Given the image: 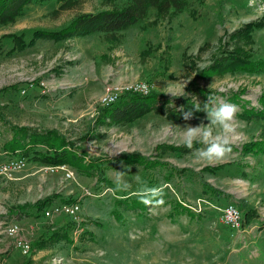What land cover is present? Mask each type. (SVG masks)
Returning a JSON list of instances; mask_svg holds the SVG:
<instances>
[{
	"label": "rangeland",
	"instance_id": "obj_1",
	"mask_svg": "<svg viewBox=\"0 0 264 264\" xmlns=\"http://www.w3.org/2000/svg\"><path fill=\"white\" fill-rule=\"evenodd\" d=\"M71 1L74 5L68 9L53 0L32 3L14 21L0 24V89L14 86L0 91V161L8 156L1 145L10 136L9 125L55 129L85 160H101L114 189L96 185L93 177L67 165L64 168L72 173L68 177L65 169L50 170L24 157V170L12 179L0 177V264H264V116L244 114L245 109L263 106L264 72L205 73L216 57L238 47L253 58L264 56V0H183L180 11L150 10L142 21L109 40L94 33L60 41L37 39L21 47L19 40L26 42L34 29H58L77 13L109 8L119 0ZM259 21L260 28L239 37L245 24ZM137 84L149 85L172 104L190 95L186 89L191 86L209 91L215 102L210 109L223 102L235 104L231 153L209 164L195 155L203 144L183 146L184 127L207 125L206 113L187 121L153 113L121 124L97 121L106 107L105 93L118 94L120 87ZM167 85L183 96L164 93ZM129 91L122 89L117 99ZM122 153L156 157L168 165L143 169L113 160ZM169 165L178 171H168ZM137 175L147 187H163L164 194L142 213L116 205L118 199L136 197L133 193L142 186ZM117 177L129 188L117 189ZM201 181L222 194L215 199L203 191ZM51 193L79 203L77 225L67 216L8 212ZM173 201L186 206L191 217L171 213ZM228 201L240 211L235 230L219 218ZM12 222L19 226L18 239L28 245L25 253L16 238L4 233ZM69 222L74 226L71 241L30 246Z\"/></svg>",
	"mask_w": 264,
	"mask_h": 264
},
{
	"label": "trees",
	"instance_id": "obj_2",
	"mask_svg": "<svg viewBox=\"0 0 264 264\" xmlns=\"http://www.w3.org/2000/svg\"><path fill=\"white\" fill-rule=\"evenodd\" d=\"M45 0H0V24H6L14 21L22 13L25 7L29 4H41ZM56 3H61L62 9L71 8V0H53ZM184 6L183 0H119L115 3H110L109 8L95 10L92 12H82L75 14L65 25L58 29H34L26 42L19 40V44L23 46H31L37 39H50L60 41L67 38L86 36L90 34H102L107 40L112 39L115 34L123 31L130 26L142 21L150 10L156 14H164L170 10L173 12L180 11ZM263 25L261 21L247 23L241 28L239 37L247 38L249 33ZM238 31V32H239ZM13 39V38H12ZM16 40V38H15ZM18 42V40H16ZM247 72L260 73L264 72V56L253 58L249 50L237 49L223 53L216 57L210 65L205 68L206 74L220 75L224 72ZM9 88H14L13 85L2 87L0 91H5ZM191 92L186 97H181L176 104H172V99L161 96L154 91L142 95L135 92H125L119 96L116 101L103 107L97 117L99 122H109L111 124H121L130 122L147 113L160 115L169 120H183L182 111H192L193 116L204 114V104L196 103L193 97L201 99L208 98L209 91H205L196 86H191L186 89ZM233 98H235L233 96ZM262 108L258 111L245 109V115L252 117L264 116V102L261 100ZM195 107H199L201 111H196ZM209 107V106H208ZM210 109V108H209ZM96 121V122H97ZM10 136L5 140L1 148L5 154L13 155L18 153L22 157L29 156L30 160L37 162L43 166H60L67 165L73 168L78 174L86 177H93L96 185L105 184L112 190L113 185L104 175V167L101 165V160L92 158L85 160L81 152H76L74 145L66 140L55 129L38 130L25 125H9ZM36 147H42L43 150H36ZM247 150V149H246ZM114 161L123 164H136L142 166L143 169L166 168L168 165L158 158H149L138 153H122ZM212 167H204L205 170H211ZM204 170V171H205ZM168 171H178L175 167L169 165ZM203 191L212 195H221L222 193L212 188L205 181H201ZM224 196H227L224 194ZM164 197V194L161 198ZM59 198V202H74L71 197L60 198L59 194L51 193L43 198L37 199L33 203H24L17 205L14 210L8 212L10 214H21L24 216H42L43 210L51 205L54 199ZM157 197L150 204L141 203L138 197L128 198V196L116 200V205L121 206L127 211L144 212L149 206L156 203ZM229 202V201H228ZM53 204V203H52ZM171 213H185L191 217V211L184 206L180 201H173ZM113 217L119 220L120 213L112 211ZM73 224L67 223L66 226L55 229L49 234H44L42 237L34 239L30 246L43 247V245L52 244L57 241H71L69 232ZM31 248V247H30Z\"/></svg>",
	"mask_w": 264,
	"mask_h": 264
},
{
	"label": "clouds",
	"instance_id": "obj_3",
	"mask_svg": "<svg viewBox=\"0 0 264 264\" xmlns=\"http://www.w3.org/2000/svg\"><path fill=\"white\" fill-rule=\"evenodd\" d=\"M147 86H145L146 88ZM167 90L164 92L170 94L172 97L183 96V94L175 90L171 85H167ZM185 88V86H184ZM209 104H215L214 99L209 96L204 104L203 111L206 113V119L209 121L207 125L201 122L197 126L187 125L184 127L182 144L188 149H192L194 144L200 143L204 147L198 148L195 155L209 164L221 162L231 153L229 136L234 133V119L238 111L235 104L223 102L216 104L209 109ZM196 111H201L199 107H195ZM182 111L183 119L191 120L193 118L192 111ZM214 129L215 134H214ZM136 181L142 186L139 187L133 194L138 197L141 203L150 204L157 197H162L163 187H147L141 181L139 175L136 176ZM117 189H128L129 184L123 182L120 177H117ZM163 203V200H159Z\"/></svg>",
	"mask_w": 264,
	"mask_h": 264
},
{
	"label": "built area",
	"instance_id": "obj_4",
	"mask_svg": "<svg viewBox=\"0 0 264 264\" xmlns=\"http://www.w3.org/2000/svg\"><path fill=\"white\" fill-rule=\"evenodd\" d=\"M146 85L137 84L131 85L126 88H119L118 94L121 92L122 89L125 91L132 90L133 92H137L139 94L145 95L149 93L150 88L149 85L145 88ZM116 89V88H115ZM118 94H113L111 92L105 93L103 98V105L108 106L109 104L116 101ZM26 163L24 157L19 154L9 155L5 160L0 161V177L3 179H12L14 175L23 169H25ZM65 165L60 166H49L48 169L53 170L55 168H59L62 170H66L67 173L65 174L67 177L71 175V171L64 168ZM79 211V203L77 201L74 202H58L56 204H52L51 206L45 208L43 210V215L46 218H51L53 216H67L72 219V222L79 223V219L77 218V214ZM219 218L223 223L231 227L232 229H236L238 227V222L240 218V211L239 209L231 202L225 203L221 206V210H219ZM76 229H74L75 232ZM4 233L9 237L16 238V246L19 247L22 253H25L28 250V245L25 241L18 239L19 233V226L15 223H9L5 229Z\"/></svg>",
	"mask_w": 264,
	"mask_h": 264
},
{
	"label": "crops",
	"instance_id": "obj_5",
	"mask_svg": "<svg viewBox=\"0 0 264 264\" xmlns=\"http://www.w3.org/2000/svg\"><path fill=\"white\" fill-rule=\"evenodd\" d=\"M44 130H49V129H44ZM4 154H5V152H4ZM6 155H8V154H6ZM8 156H9V155H8ZM8 156H7V157H8ZM48 167H49V166H48ZM23 170H24V169H23ZM58 202H59V201H58ZM55 204H56V203H55Z\"/></svg>",
	"mask_w": 264,
	"mask_h": 264
}]
</instances>
